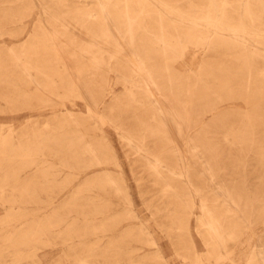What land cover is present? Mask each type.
Returning a JSON list of instances; mask_svg holds the SVG:
<instances>
[{
  "label": "rangeland",
  "instance_id": "1",
  "mask_svg": "<svg viewBox=\"0 0 264 264\" xmlns=\"http://www.w3.org/2000/svg\"><path fill=\"white\" fill-rule=\"evenodd\" d=\"M0 264H264V0H0Z\"/></svg>",
  "mask_w": 264,
  "mask_h": 264
},
{
  "label": "bare ground",
  "instance_id": "2",
  "mask_svg": "<svg viewBox=\"0 0 264 264\" xmlns=\"http://www.w3.org/2000/svg\"><path fill=\"white\" fill-rule=\"evenodd\" d=\"M50 33V32H49ZM48 33V34H49ZM49 35H52L51 33L49 34ZM54 35V34H53ZM116 36V35H115ZM54 37V36H53ZM54 40V39H53ZM56 40V39H55ZM55 42V41H54ZM60 46V45H59ZM61 49V48H60ZM80 54V53H79ZM121 59V58H120ZM123 59V58H122ZM125 59V58H124ZM134 59V58H133ZM136 59V58H135ZM132 60V59H131ZM61 61V60H60ZM124 61V60H123ZM125 61H126V59H125ZM129 62H130V60H129ZM129 62L128 61H126V63L127 64H129ZM124 63V62H123ZM141 64V63H140ZM100 65V64H99ZM130 66H129V68L131 67V69L133 70V72L136 70V67H138V69H140V67H139V64H137V62L136 61H134V60H132L131 61V63L129 64ZM142 65V64H141ZM144 68V67H143ZM145 69V68H144ZM141 72H143V79H146V80H148L147 78H149V77H147V75L148 74H146L147 72H145L143 69H142V71ZM72 74V73H71ZM70 74V75H71ZM134 75V74H133ZM136 75V74H135ZM74 76V75H73ZM146 80H144V81H146ZM88 82H90L89 80L87 81V83ZM139 82V81H138ZM147 82V81H146ZM145 82V83H146ZM149 82V81H148ZM151 84H152V82H151ZM88 85V84H87ZM73 86H75L74 85V83H73ZM73 86H72V88H73ZM139 86V85H138ZM149 86V85H148ZM146 87V86H145ZM150 87V86H149ZM154 87V86H153ZM82 90H83V88H81ZM80 89V90H81ZM85 89V88H84ZM154 89H155V87H154ZM78 90V89H77ZM146 90V89H145ZM148 90V92L150 93V95L152 96L151 98H149V103L151 104V106H153L154 107V112L160 117V120H162L163 121V123H165L166 124V122H164L165 121V114L164 113H166V115L168 114V112H169V106L168 107H166V105L164 104V103H162L163 101H160L159 99H157L158 98V96H157V98L154 96L155 95V93H153V90H152V87H150V88H148L147 89ZM78 92H79V90H78ZM80 93L81 92H79V95H80ZM145 93H147V92H145ZM85 95H87V94H85ZM149 95V96H150ZM159 95V94H158ZM88 96V95H87ZM162 96H160V98H161ZM90 98V97H89ZM82 99H83V97H82ZM88 99V98H87ZM84 100V99H83ZM88 100H90V99H88ZM165 101V100H164ZM84 102V101H83ZM166 103V102H165ZM183 109V108H182ZM174 110V109H173ZM172 110V111H173ZM175 113H173L172 114V116L174 115ZM176 116V115H175ZM174 116V117H175ZM169 118H171V117H169ZM175 119H176V117H175ZM176 121H177V119H176ZM179 122V121H178ZM173 123V122H172ZM164 124V125H165ZM171 124V123H170ZM179 124H181V123H179ZM167 125V124H166ZM178 126V125H177ZM170 127H172V125L170 126ZM179 127V126H178ZM172 130V129H171ZM180 130L178 129V132H179ZM173 138H174V135H173ZM132 150V149H131ZM156 164V163H155ZM181 178V177H180ZM227 198V197H226ZM228 200V199H227ZM210 233H212V234H215V231L212 229L211 230V232ZM210 236V235H209ZM215 236V235H214ZM213 236V238H215ZM216 244H217V242H216ZM256 249V248H255ZM262 261V260H261Z\"/></svg>",
  "mask_w": 264,
  "mask_h": 264
}]
</instances>
